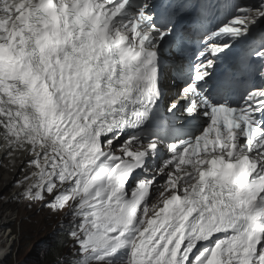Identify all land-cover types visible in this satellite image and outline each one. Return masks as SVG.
I'll return each instance as SVG.
<instances>
[{
    "label": "snow or ice",
    "instance_id": "obj_1",
    "mask_svg": "<svg viewBox=\"0 0 264 264\" xmlns=\"http://www.w3.org/2000/svg\"><path fill=\"white\" fill-rule=\"evenodd\" d=\"M261 22L264 0H0V139L69 264H264Z\"/></svg>",
    "mask_w": 264,
    "mask_h": 264
},
{
    "label": "rangeland",
    "instance_id": "obj_2",
    "mask_svg": "<svg viewBox=\"0 0 264 264\" xmlns=\"http://www.w3.org/2000/svg\"><path fill=\"white\" fill-rule=\"evenodd\" d=\"M4 171L5 173L0 174V200L6 202L9 195L14 194V189L11 183L5 184V179L9 175V168L4 167ZM13 177L14 175L10 176V179ZM15 179H18V176ZM24 192L25 190L21 189L24 199L17 200L16 195H14L17 202L12 207H6L0 201V221L5 215L12 217L10 225L5 227L3 231L12 236V243L9 246L5 242L0 244L1 249L8 247L9 250V255L4 264H43L41 263L43 250L52 245V240L58 237L55 236L56 233H59V239L66 240V242L60 244L64 254L60 257V261L55 264H69L72 260L70 251L73 247V241L68 235L67 224H64L67 222L64 213L53 212L44 206L46 201L52 199L46 193L44 201H37L25 197ZM62 223L65 225L63 228L60 226ZM1 239L4 241V234Z\"/></svg>",
    "mask_w": 264,
    "mask_h": 264
},
{
    "label": "bare ground",
    "instance_id": "obj_3",
    "mask_svg": "<svg viewBox=\"0 0 264 264\" xmlns=\"http://www.w3.org/2000/svg\"><path fill=\"white\" fill-rule=\"evenodd\" d=\"M31 159L32 157L28 155L27 152H22V151H15L10 156L6 155L4 142L2 139H0V174L5 173L4 167L9 168L10 171L8 172L9 175L5 179V184L11 183L14 189V194L12 196L9 195V198L6 202L0 200L2 203H4L6 207H12L15 205V202L17 201L14 199V195H16L17 200L23 198L21 189H24L26 191L28 187L35 181V177L26 180V177H29L31 173L36 171L35 168L29 167L26 163V161ZM12 175H14V177L10 179V176ZM16 176H18V179H15ZM11 221H12V217L10 215H5L3 219L0 221V244L5 242L9 246L12 243V236H9L7 233L3 232L5 227L10 225ZM3 234L5 237L4 241L1 239V236ZM8 255H9L8 247L4 249H1L0 247V264H4Z\"/></svg>",
    "mask_w": 264,
    "mask_h": 264
},
{
    "label": "trees",
    "instance_id": "obj_4",
    "mask_svg": "<svg viewBox=\"0 0 264 264\" xmlns=\"http://www.w3.org/2000/svg\"><path fill=\"white\" fill-rule=\"evenodd\" d=\"M56 239L52 240V245L43 250L42 261L43 264H55L60 261V257L64 254L63 249L60 244L63 242L65 244L66 240L59 239V235Z\"/></svg>",
    "mask_w": 264,
    "mask_h": 264
},
{
    "label": "clouds",
    "instance_id": "obj_5",
    "mask_svg": "<svg viewBox=\"0 0 264 264\" xmlns=\"http://www.w3.org/2000/svg\"><path fill=\"white\" fill-rule=\"evenodd\" d=\"M62 214H63V213H62ZM64 224H65V223H64ZM56 235H59V233H58V234L56 233Z\"/></svg>",
    "mask_w": 264,
    "mask_h": 264
}]
</instances>
